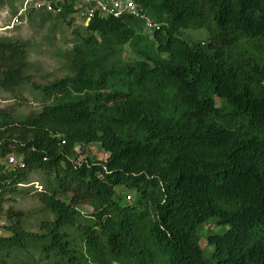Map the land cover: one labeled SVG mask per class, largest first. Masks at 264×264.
I'll return each instance as SVG.
<instances>
[{
	"label": "trees",
	"instance_id": "16d2710c",
	"mask_svg": "<svg viewBox=\"0 0 264 264\" xmlns=\"http://www.w3.org/2000/svg\"><path fill=\"white\" fill-rule=\"evenodd\" d=\"M134 2L135 15L73 30L69 73L42 84L25 74L29 42L0 38V90L29 83L42 103L0 109V212L41 171L51 182L37 197L52 214L32 232L5 210L0 264H264V0ZM194 29L206 37L183 36ZM89 143L105 155L78 160ZM206 224L218 229L203 251Z\"/></svg>",
	"mask_w": 264,
	"mask_h": 264
},
{
	"label": "rangeland",
	"instance_id": "374dc122",
	"mask_svg": "<svg viewBox=\"0 0 264 264\" xmlns=\"http://www.w3.org/2000/svg\"><path fill=\"white\" fill-rule=\"evenodd\" d=\"M21 1L23 0H13L9 5L0 6V38L22 39L29 42L30 47L27 53L25 74L29 77L28 79L31 83L42 84L68 74L69 69L64 59V52L71 47L76 37L72 32L73 30H77L79 35L84 33L82 25L69 18L63 20L46 16L45 19L41 20L38 13L43 12L29 11V13L31 12L30 14L26 12L21 15V20L18 24L10 26L11 17L18 11ZM150 31L151 29L144 26L141 33L149 35ZM183 36L191 39H204L206 33L203 29H194L186 31ZM120 53V57L123 60L133 58L131 49L127 45L122 47ZM29 86V83H26L10 92L0 90V109L6 110L14 117L39 110L42 104L40 98L35 92L31 91ZM88 150L95 158H101L105 155L99 148L98 143H89L83 146L82 151L84 153L80 154L77 159L90 155ZM0 163L4 164L5 158L1 159ZM50 182V176H46L41 171H31L28 173L24 183L17 184L14 191L5 194V199L1 205L2 211L0 212L1 236L9 235L6 228L8 221L3 214L7 209L20 212L22 227L32 232H39V226L42 221L52 218V214L43 207L37 197V192L42 191L45 185ZM38 186H40V189L37 188ZM115 190L123 194L124 199L129 196L128 201L131 202V191H124L121 187H116ZM76 208L84 215L90 211V207L84 204L77 205ZM217 229L211 224H206L199 228V233L201 234L199 245L203 251L209 250V247L205 245V232L208 230L216 231ZM69 231L73 233L72 228H69ZM21 260L26 261L29 258L24 257ZM22 262L12 261L9 264H24ZM35 263L45 264L37 257H35Z\"/></svg>",
	"mask_w": 264,
	"mask_h": 264
},
{
	"label": "built area",
	"instance_id": "2783aa9c",
	"mask_svg": "<svg viewBox=\"0 0 264 264\" xmlns=\"http://www.w3.org/2000/svg\"><path fill=\"white\" fill-rule=\"evenodd\" d=\"M68 6L72 10L68 13L67 18L75 20L77 23L85 26L93 16H114L122 14H137V6L134 0H23L18 11L11 17L10 26L16 25L21 20V15L29 11H40L46 14H60L64 7ZM149 29L154 27L150 21L145 22ZM8 164L15 163L22 166L20 158L8 156ZM37 185V184H36ZM40 189V186L37 187ZM128 201L129 196H126Z\"/></svg>",
	"mask_w": 264,
	"mask_h": 264
}]
</instances>
